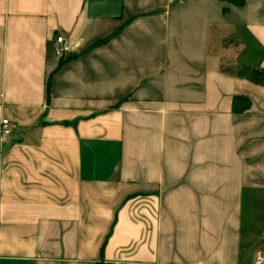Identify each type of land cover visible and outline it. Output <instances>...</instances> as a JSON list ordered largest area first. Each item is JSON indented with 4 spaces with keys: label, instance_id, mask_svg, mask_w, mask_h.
<instances>
[{
    "label": "crops",
    "instance_id": "1",
    "mask_svg": "<svg viewBox=\"0 0 264 264\" xmlns=\"http://www.w3.org/2000/svg\"><path fill=\"white\" fill-rule=\"evenodd\" d=\"M243 64L264 0H0V264H264Z\"/></svg>",
    "mask_w": 264,
    "mask_h": 264
},
{
    "label": "trees",
    "instance_id": "2",
    "mask_svg": "<svg viewBox=\"0 0 264 264\" xmlns=\"http://www.w3.org/2000/svg\"><path fill=\"white\" fill-rule=\"evenodd\" d=\"M62 57V56H60ZM232 75L246 78L254 83L264 85V67L255 64L231 65L224 68ZM242 98V96H239ZM118 105V104H117Z\"/></svg>",
    "mask_w": 264,
    "mask_h": 264
},
{
    "label": "built area",
    "instance_id": "3",
    "mask_svg": "<svg viewBox=\"0 0 264 264\" xmlns=\"http://www.w3.org/2000/svg\"><path fill=\"white\" fill-rule=\"evenodd\" d=\"M173 1V0H172ZM69 44L67 43L66 39L58 35L55 39V54L57 56H63L68 50H69ZM12 132V126L10 124V120L8 118H5L2 120V128H1V134L2 136H8ZM257 264L261 263V258L257 259L256 261Z\"/></svg>",
    "mask_w": 264,
    "mask_h": 264
}]
</instances>
